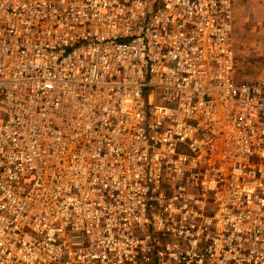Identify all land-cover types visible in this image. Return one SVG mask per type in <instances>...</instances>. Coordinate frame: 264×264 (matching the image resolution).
Segmentation results:
<instances>
[{
	"label": "built area",
	"instance_id": "built-area-1",
	"mask_svg": "<svg viewBox=\"0 0 264 264\" xmlns=\"http://www.w3.org/2000/svg\"><path fill=\"white\" fill-rule=\"evenodd\" d=\"M233 0H0V264H264V81Z\"/></svg>",
	"mask_w": 264,
	"mask_h": 264
},
{
	"label": "rangeland",
	"instance_id": "rangeland-1",
	"mask_svg": "<svg viewBox=\"0 0 264 264\" xmlns=\"http://www.w3.org/2000/svg\"><path fill=\"white\" fill-rule=\"evenodd\" d=\"M254 8L258 15L253 17L248 10L252 11ZM263 9L261 0H240L234 9L233 0L234 76L236 79L264 81ZM237 12L241 15L240 20L236 18Z\"/></svg>",
	"mask_w": 264,
	"mask_h": 264
},
{
	"label": "crops",
	"instance_id": "crops-1",
	"mask_svg": "<svg viewBox=\"0 0 264 264\" xmlns=\"http://www.w3.org/2000/svg\"><path fill=\"white\" fill-rule=\"evenodd\" d=\"M239 1L240 0H234V9H235V5L237 4V3H239ZM250 1H252V0H250ZM262 2H263V8H264V0H261ZM250 9V8H249ZM261 9V8H260ZM248 12H250V15L252 16V14H253V17L257 14V11H256V9L254 8L252 11L251 10H248ZM262 12H264V9L262 10ZM264 14V13H263ZM234 15H235V10H234ZM258 15V14H257ZM235 18V16L233 17V19ZM236 18L238 19V20H240V18H241V15H239V13L237 12V14H236ZM252 20V19H251ZM237 80H239V79H237ZM239 81H247V80H239Z\"/></svg>",
	"mask_w": 264,
	"mask_h": 264
}]
</instances>
